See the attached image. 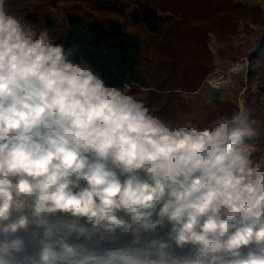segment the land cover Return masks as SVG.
I'll use <instances>...</instances> for the list:
<instances>
[{
	"label": "clouds",
	"instance_id": "obj_1",
	"mask_svg": "<svg viewBox=\"0 0 264 264\" xmlns=\"http://www.w3.org/2000/svg\"><path fill=\"white\" fill-rule=\"evenodd\" d=\"M66 34L0 0V264H264L244 100L168 119Z\"/></svg>",
	"mask_w": 264,
	"mask_h": 264
},
{
	"label": "trees",
	"instance_id": "obj_2",
	"mask_svg": "<svg viewBox=\"0 0 264 264\" xmlns=\"http://www.w3.org/2000/svg\"><path fill=\"white\" fill-rule=\"evenodd\" d=\"M206 1L208 0H10V3L14 11L26 13L27 19L38 26L43 21L45 26L57 34L63 35L67 32L66 37L62 36L61 40L78 45L79 54L89 59L108 83L121 84L127 80L132 84V91L137 94V98L144 99L154 112L168 119L175 120L180 117L179 111L183 107L179 93L192 94L196 97L206 95L210 103L206 106L202 119L205 120L235 108V105H230L228 98L223 97L222 92L210 88L203 82L213 64L205 38L202 42L205 56L197 61L194 70L188 73L187 82L175 81L172 74L167 75L166 67L161 68L160 65L167 61L164 53L166 46L172 45L173 41L182 37L178 26L182 21L187 23L184 22L186 8L193 4L201 6ZM209 1V5H227L238 11L250 10L256 15L260 11L248 3L232 0V2ZM49 8L54 11L48 10ZM55 11L61 12L60 19ZM117 17H124L133 26L152 35L154 45L150 43L147 45L154 52L162 50L163 60L152 59V68L154 66L153 69L159 74L160 81L148 79L147 72L143 70V55L148 46H145L138 33L127 29ZM230 19L228 16V22L236 27V22ZM261 23L264 28V21ZM204 32L209 33L210 30ZM256 43V54L249 56L254 69L247 76L250 94L256 96L248 99L246 107L251 114L250 123L254 130L251 143H257V149L262 150L264 120L256 114L254 103L264 93V34ZM171 69L176 70L175 64L171 65ZM225 80L226 78L218 84Z\"/></svg>",
	"mask_w": 264,
	"mask_h": 264
},
{
	"label": "rangeland",
	"instance_id": "obj_3",
	"mask_svg": "<svg viewBox=\"0 0 264 264\" xmlns=\"http://www.w3.org/2000/svg\"><path fill=\"white\" fill-rule=\"evenodd\" d=\"M223 1L248 3L260 11L256 15L250 12V10L238 11L227 5L217 6L212 4V6L209 5V0L201 6L189 5L186 8V18L184 21L187 23H182V21L178 26L182 37L173 41L172 45L166 46L164 53L167 61L161 64L160 67H166L165 71H167V75L172 74L176 79L175 81L187 82L186 76L188 73L193 71L197 61L205 56L202 46L203 38H205L213 64L210 71L204 77L203 82L210 88L222 92L224 94L223 97L228 98L227 100L230 105L236 106L239 99H243L245 104H247L251 96H256L250 94L247 76L254 69L249 61V56L256 54V42L264 34V28L261 25L262 20L264 21V0ZM48 10L54 11L52 8ZM55 14L60 19L61 12L55 11ZM226 14L229 15L226 16ZM251 14H254V16ZM228 16L231 18L230 20L234 23L236 22V27L228 22ZM117 18L124 23L127 29L138 33L145 42V46H148L143 55V70L147 72L148 79L153 78L160 81L158 80L159 74L153 69L154 66L152 68V59L154 58L153 60L155 61L158 59L163 60V57H161L162 50L159 52L151 50L152 48L149 45H154L152 35L145 33L139 27L133 26L124 17ZM205 30H210V32L205 33ZM173 64L176 67L175 71L171 69V65ZM237 65L240 66L239 70L233 72L232 69ZM224 78L226 80L218 84ZM180 94L183 109L179 111V119L202 120L206 112V106L210 103L209 98L206 95L196 97L192 94ZM254 105L255 110H257L256 114L264 120V93L260 95ZM253 144L257 146V143L254 142ZM261 148L264 150V146Z\"/></svg>",
	"mask_w": 264,
	"mask_h": 264
}]
</instances>
